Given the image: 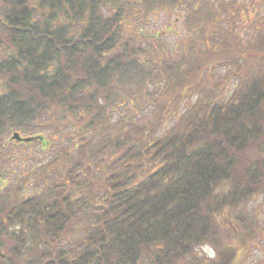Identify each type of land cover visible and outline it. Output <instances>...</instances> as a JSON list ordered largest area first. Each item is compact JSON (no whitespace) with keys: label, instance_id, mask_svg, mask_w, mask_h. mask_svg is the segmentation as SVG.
Listing matches in <instances>:
<instances>
[{"label":"trees","instance_id":"obj_1","mask_svg":"<svg viewBox=\"0 0 264 264\" xmlns=\"http://www.w3.org/2000/svg\"><path fill=\"white\" fill-rule=\"evenodd\" d=\"M201 1L0 0V264H236L248 252L246 205L264 195V31L243 51L175 59L139 27L190 2L192 23ZM217 60L239 63L226 99L202 81ZM193 90L211 92L160 134L167 103ZM131 103L157 106V123L122 115ZM66 129L69 146L8 180L9 138L45 147L41 131Z\"/></svg>","mask_w":264,"mask_h":264},{"label":"rangeland","instance_id":"obj_2","mask_svg":"<svg viewBox=\"0 0 264 264\" xmlns=\"http://www.w3.org/2000/svg\"><path fill=\"white\" fill-rule=\"evenodd\" d=\"M203 9L197 14L198 19L194 22H187L186 14L190 12L191 2L188 5L178 7L158 6L151 10L145 23L139 22V27L147 33L149 37L153 36L160 55H167L175 59L182 56L194 58L197 51L218 50V46H233L238 51H243L246 46L256 43L259 35V29L264 31V0H202ZM211 13V25L207 31L202 30V18L205 14ZM157 35V36H156ZM156 36V37H155ZM242 59L239 60L241 63ZM239 63L231 62L229 64L223 61H215L202 74V81H207L211 91L218 95L219 99H226L238 82ZM201 81V82H202ZM150 90L152 88L150 87ZM187 91L181 103L173 100L165 106L163 111V126L159 133L164 134L167 129L178 120L177 114L181 113L186 107L196 100L198 94L203 95L211 92ZM150 96H153L151 91ZM159 97L156 99L158 100ZM133 102V101H132ZM136 104H142V100L135 101ZM131 104L121 111L132 113L139 118V122L145 121L146 125L157 123V106L150 104L145 108H131ZM119 114H114L112 120H115ZM41 133L51 144L42 146L37 142L30 144H18L11 142L6 147L10 157L6 158L5 176L9 181L19 173L29 175L34 166L41 162L51 159L56 153L54 147L69 146L70 138L67 129L54 135L49 130H43ZM55 136V138H54ZM55 151V152H54ZM247 217L252 222L250 248L245 254L242 249L238 250L236 260L242 262H256L264 259V195H256L251 198L246 205ZM232 226L227 225L226 235L232 234ZM203 252L209 255L213 254L210 247L204 246ZM244 254L246 256H244ZM243 256L245 258H243ZM243 258V259H242Z\"/></svg>","mask_w":264,"mask_h":264},{"label":"water","instance_id":"obj_3","mask_svg":"<svg viewBox=\"0 0 264 264\" xmlns=\"http://www.w3.org/2000/svg\"><path fill=\"white\" fill-rule=\"evenodd\" d=\"M13 139L17 140V141H25V142H29L31 140H33V137H20L17 133H15L13 136H12ZM40 139L42 137H39Z\"/></svg>","mask_w":264,"mask_h":264}]
</instances>
